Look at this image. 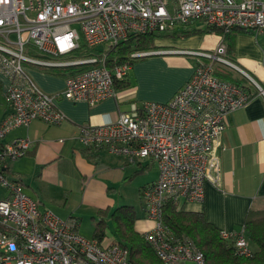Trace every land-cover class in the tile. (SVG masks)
I'll return each mask as SVG.
<instances>
[{"label":"built area","instance_id":"2783aa9c","mask_svg":"<svg viewBox=\"0 0 264 264\" xmlns=\"http://www.w3.org/2000/svg\"><path fill=\"white\" fill-rule=\"evenodd\" d=\"M192 22L223 33L237 28L264 35V0H0V72L7 80L8 107L0 121V264H131L125 248L84 237L74 217L41 209L20 180L8 178L4 162L25 155L31 141L3 139L32 120L60 123L65 115L54 103L58 97L89 105L115 97L132 62H110L114 46L132 34L164 33ZM170 51L196 61L169 100L132 101L113 122L81 126L78 140L89 150L104 149L130 164L154 163L157 177L140 191L152 222L141 232L144 241L162 264H206L200 249L163 223L162 207L168 199L179 207L181 201H202L205 182L219 185L226 116L251 93L216 75L215 67L232 68L262 89L226 57L222 41L212 50ZM151 53L134 50L128 58ZM27 64L62 72V89L43 91ZM219 233L238 255H253L243 227Z\"/></svg>","mask_w":264,"mask_h":264},{"label":"crops","instance_id":"0c3cea01","mask_svg":"<svg viewBox=\"0 0 264 264\" xmlns=\"http://www.w3.org/2000/svg\"><path fill=\"white\" fill-rule=\"evenodd\" d=\"M202 27L192 22L158 34L154 38L155 47L149 49L154 53L133 60L127 84L119 86L118 83L115 97L94 105L58 97L54 103L65 115L60 123L32 120L26 127L11 130L4 141L28 137L31 145L22 157L4 162L7 177L20 180L25 194L38 201L41 209H49L61 218L74 217L78 232L80 215L75 211L78 208H98L92 216L96 222L98 210L110 205L104 195L109 180L103 174L115 167L126 168L131 171L127 176L131 179L153 165V176L140 189L156 179L157 168L148 159L130 164L104 149L85 148L78 140L81 126L113 122L132 101L169 100L191 76L196 61L195 56L170 50H212L222 41L226 45V57L255 80L262 91L244 76L245 81L235 76L251 97L226 116L225 129L220 136L223 148L219 150V185L205 182L203 200L181 201L180 207L203 212L218 229L240 230L250 208L264 209V35L259 37L237 28L226 33L192 31ZM25 69L43 91L53 94L62 89V72L39 68L35 71L28 64ZM6 83L0 72V94L5 102L0 121L8 111L4 97ZM3 193L0 189V195ZM74 202L77 203L72 208ZM62 206L68 210L67 214L57 211L63 210ZM137 217L136 231L141 233L151 226L144 209ZM105 238L106 235L102 243ZM110 242L112 239L105 244Z\"/></svg>","mask_w":264,"mask_h":264},{"label":"trees","instance_id":"16d2710c","mask_svg":"<svg viewBox=\"0 0 264 264\" xmlns=\"http://www.w3.org/2000/svg\"><path fill=\"white\" fill-rule=\"evenodd\" d=\"M194 31L223 33L221 28L202 27ZM160 33L132 34L120 41L111 51L110 62H133L128 54L134 50H149L155 47L154 38ZM228 68V69H227ZM232 68L217 65L215 74L238 84ZM58 71V70H57ZM127 78V77H126ZM123 79L119 86L127 84ZM141 188L139 189V193ZM94 224L92 237L100 245L117 244L127 250L131 264H162L152 248L144 241L142 234L135 229L137 215L131 205H119L110 210L99 209ZM113 227L112 242L102 243L106 235L107 218ZM162 221L177 237L187 239L200 249L205 256L206 264H264V209L250 208L243 222L245 236L249 245L254 248L253 255H238L231 242L220 236L219 229L209 222L201 211L184 210L172 200L165 201L162 207Z\"/></svg>","mask_w":264,"mask_h":264},{"label":"rangeland","instance_id":"374dc122","mask_svg":"<svg viewBox=\"0 0 264 264\" xmlns=\"http://www.w3.org/2000/svg\"><path fill=\"white\" fill-rule=\"evenodd\" d=\"M197 23L201 24L200 22H197ZM256 35L260 37L262 34H256ZM32 69L36 71V70H39L40 68L38 69L37 67L32 66ZM229 71L230 72L234 71L233 75L235 74L234 76H236L237 79L241 81L246 80L239 72L235 70L231 71L230 69ZM4 103L5 102H3L2 95L0 94V111ZM145 169H146L145 172L139 173L138 175L132 177L131 179L127 178V176L129 175L131 171H129L126 168L123 169L120 167H115L109 173L103 174L105 177L107 176L109 180V182L106 183L107 186H106V190L104 193L108 201H110L108 202L110 203L109 212L110 210L114 209L115 207L119 205H131L134 208L136 215L138 216L142 215L145 203H144L142 196L139 193V187L153 176L155 167L153 165H150L148 166V168L145 167ZM102 199H103V195H102ZM77 202H78V199H77ZM77 202H74L72 204V208ZM69 203L70 204L72 203L71 198L69 199ZM97 209L94 207L86 206V207H83L82 209L78 208L77 210H75L76 213L80 215V221L78 224L79 232L88 239H90L92 236V232H93V228L95 224V221H94L95 219L92 216L96 213ZM57 211H60L66 214L68 213V210H66L65 207H63V210H57ZM113 233L114 232H113L112 223L108 217L107 218V228H106V238L103 241L104 244L107 243L108 240H111L113 238V235H114ZM250 246L252 250H254L251 244ZM187 264H191V263L187 262Z\"/></svg>","mask_w":264,"mask_h":264},{"label":"bare ground","instance_id":"6f19581e","mask_svg":"<svg viewBox=\"0 0 264 264\" xmlns=\"http://www.w3.org/2000/svg\"><path fill=\"white\" fill-rule=\"evenodd\" d=\"M182 203V202H181Z\"/></svg>","mask_w":264,"mask_h":264}]
</instances>
